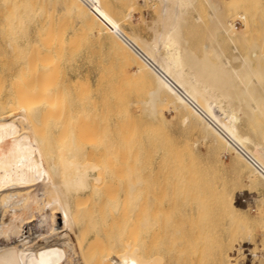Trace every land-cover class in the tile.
I'll return each mask as SVG.
<instances>
[{
	"label": "bare ground",
	"instance_id": "6f19581e",
	"mask_svg": "<svg viewBox=\"0 0 264 264\" xmlns=\"http://www.w3.org/2000/svg\"><path fill=\"white\" fill-rule=\"evenodd\" d=\"M64 1L57 21L54 0H0V206L7 203L19 212V233L10 236L0 210V264H63L58 261L66 253L63 246L73 244L67 228L76 235L83 264H181L190 243L215 228L206 218L212 207L227 212L225 228L233 226L226 229L220 258L225 254L229 264H257L255 249L247 252L253 254L249 263L229 254L249 241L250 201L245 205L218 188L217 199L209 202L200 187L206 167L193 147L187 151L172 142L163 116V110L172 109L186 130L198 132L196 142L208 141L213 156L217 148L231 152L252 183L264 186V56L258 50L261 41L250 39L249 23L237 28L224 14V0H204L205 40L195 48L185 30L198 0H158L149 38L106 14L93 19L85 0ZM193 18L203 21L197 11ZM104 41L117 61L114 75L100 71L95 85L79 76L72 81L60 76L66 54H75L83 43ZM242 43L248 46L245 53L239 51ZM131 64L136 70H128ZM51 123L58 130L51 137L57 145L49 139ZM77 158L85 163L63 171L62 163H79ZM146 169L153 175L149 170L144 175ZM143 189L153 190L145 249L131 234L133 198ZM87 198L97 199L103 219L91 213L93 218L80 219L74 208ZM118 198L124 200V211L118 209L124 213L122 227L119 216L110 217L106 209L111 203L117 209ZM251 199L260 211L257 196ZM139 201L134 207L143 209ZM179 205L197 218V223L190 219L196 227L183 241H177L180 229L161 220ZM164 233L170 235L169 247L159 241Z\"/></svg>",
	"mask_w": 264,
	"mask_h": 264
},
{
	"label": "rangeland",
	"instance_id": "374dc122",
	"mask_svg": "<svg viewBox=\"0 0 264 264\" xmlns=\"http://www.w3.org/2000/svg\"><path fill=\"white\" fill-rule=\"evenodd\" d=\"M54 1H55V9H54L55 12L53 11V13H54V17H56V20H57V19H59V12H61L62 9H64V7H66V5H65L64 0H54ZM90 1L92 2V6L88 5V7L91 10V14L93 16V19L97 20V18L99 16H101L102 14H106L113 21L127 22V24H126V28L128 27L127 29L133 28L134 30L139 32L141 35L148 37V38L151 37V35H152L151 26L153 25L154 20L157 16L156 14H157L158 0H90ZM222 2H223V0H222ZM48 5H50V3ZM223 5H224L225 16L230 21L234 22V24L237 28L243 27L244 21H247L249 23L250 33L252 34V35L250 34L251 35L250 39L253 41L254 40L261 41L260 42V45H261L260 48L261 49H258V50L264 56V51H263V49H264V0H224V2L222 3V6ZM195 10L197 11L198 14H200L202 16V18H203L202 22L201 21L196 22L194 20L193 16L196 14ZM195 10L192 11V13L189 17V23H190L189 25L191 26V28H189L190 26L188 27V25L186 26L185 35L188 38L189 45L197 48L198 44H199V46H201L202 41L205 40V39H203L205 37V30H206L205 24L208 22L207 5H206L205 1L204 0H198L195 4ZM64 15L71 20L73 19V21H74V22L72 21L73 23H79V21H80L77 17L74 16V14L69 13L68 11H66ZM57 16H58V18H57ZM69 29H70V31H68ZM71 29H72V27H70V26H69V28H67V31H68L67 33L69 35L71 34ZM82 45L83 46H81L78 49V51L75 52V54L74 53L71 55L66 54V58L64 57L65 58L64 61H61L62 66H61V70H60V76H62V74H63L64 78L65 79L70 78L71 79L70 81H72L74 78L79 76V77H82L83 79H85V78H86V80L88 79L89 83H91L92 85H95V82L97 80V76H98L100 71L103 70L105 75H107V76L108 75H114L115 72H117V68H118L117 67V61L112 60L108 42L104 41V42H101L99 44H95L94 46H90V47L86 46L85 43H83ZM247 48H248V46L246 44L242 43L239 51L242 53H245L247 51ZM229 54L231 55L233 53H229ZM111 61H112V64H109V63H111ZM263 62L264 61H262V64H264ZM131 65H133V66H128V70L129 71L136 70L135 64H131ZM81 86L83 89V87H84L83 84ZM78 89H79V87H78ZM80 89H81V87H80ZM81 91H83V90H81ZM132 108H133L132 110L135 111L134 107H132ZM163 111H164L163 116L165 119V126H166L165 129L169 133L170 139L172 140V142H174L180 148L183 147L187 151L193 147L196 158L206 167V169L204 171L206 173H208V175L206 176V178H204V180L203 179L200 180V185H201L200 187H203L204 195L206 196V194H207V198L209 199V202L215 201L214 198L217 199L216 196H217L218 188H219V190L225 189V191L229 197L236 198V200H238V201L240 200L245 205L247 202L250 201L249 209H247V211H246L248 214L247 219L249 222L251 221L250 222L251 232L249 234V239H248L249 241L243 242L242 246L235 245L229 251V254L231 256L233 255V257L235 256L239 262L245 261V262L249 263L252 259L250 260L247 258L253 257V254H251L252 256H250V254H248L247 252L252 251V250L254 252V249H255V253H256L255 258L259 259L257 264H264V223L262 225L261 221L259 220L261 218L262 222H264V186L261 185L260 183H258L257 181H256V183H252V178L249 177L250 174L248 173V171L245 170L244 168H242V166L236 165L233 163V155L231 152L230 153L223 152L220 148H217L216 156H213V152L211 151V147H210V144L208 141H203V142L197 141L196 142V139L199 137V134L197 131L192 132V131L186 130L185 123L179 119L178 115L172 109L163 110ZM54 124L55 123H51L49 125V127H52V128H49L50 132H48V133L52 134V132H53L52 135L49 134V139L52 140L51 144L57 145L56 142L58 143V141L55 142V140H53L54 136H56V134H55L56 131L58 132V130L55 128ZM259 133L260 132L258 131L256 134H259ZM51 137H53V139ZM204 143H206V144H204ZM185 146H187L188 149ZM77 159L79 161V158H77ZM80 159L81 160L79 161V163H77V161H76L74 163H69L67 166L64 163H62L63 171L68 172V170H70L71 168L74 169V168H77L78 166L79 167L82 166V164H84L85 161H84V163H81V162H83V160H86V159H83V158H80ZM155 166H156V162L154 161L153 167H155ZM68 167H70V168H68ZM150 169H152V168H150ZM150 169L144 170L143 173L145 171L149 170L153 175V170H150ZM209 174H211L212 176ZM144 175H145V173H144ZM152 175L150 177H152ZM239 176H241V177H239ZM152 180L153 179H151V181ZM220 185H223V186H220ZM207 187H209V189ZM221 187H223V188H221ZM212 189L214 190V192L212 191ZM143 190H141L142 195L140 194L138 199L133 198V203L135 202V204H133V208H132V210H133V223H132L133 231H131V234H132V239L134 237L133 241L135 243H138L141 239V241H140L141 244L144 245L146 243L145 245H148L149 239H150V237H149L150 230L149 229H151L150 225L152 226V223H153V221H152L153 214L151 213L152 217L150 214V212H151L150 198L153 197V195H152L153 192L151 194L150 191H153V190H150L149 192L146 191L145 189H143ZM253 195L257 196L259 206H260V211L257 210L256 203L254 202V200L251 199L252 197H254ZM261 197H262V200H261ZM140 198H141L140 201H142V202H143L142 198L145 199V202L147 201V203L144 204L145 208H144L143 204H141L142 202L139 201ZM176 198H178V197H176ZM78 199H80V198H78ZM78 199H76V200H78ZM81 199H84V198H81ZM87 199H89V198H87ZM121 200L122 201H120V199H119L120 203L118 202L119 203L118 205H117V202H115L114 205H116V207H117V209L115 208L116 210L113 207V203H111L112 205L110 204L111 206L109 205L111 208L110 211L112 213L109 211V209H110L109 206L106 207L107 215H109L111 217L112 214H115L114 217H116V219H117V216H119L118 218L121 219V221H120L121 223L119 222L120 224H118L119 225L118 227H122V220H123L122 218H124V215H123L124 213L123 212L121 213L120 210H118L120 208V209H122V211H124V200H123V198H121ZM83 201L81 200L79 202V200H78V208H77L78 210H76L77 205H75L76 207L74 208V211L76 213L78 211V215L81 217L80 218L77 215L78 218L82 219L84 217L83 219L88 220L89 218H93V216L99 217V215L97 214L98 211L96 208L98 206L97 199L96 198H93V199L90 198L89 200H86L87 201L86 203L84 202L85 204H82ZM138 201H139L141 208H143V209H140L139 207L138 208L134 207L136 205V203H138ZM95 202H96V204H95ZM145 202H143V203H145ZM93 204H95V205H93ZM6 205H8V204L7 203L4 204L3 207L0 206L1 212L2 213L4 212L3 213L4 217L7 219V221L4 224V231L6 232V234L8 233L7 235L14 236L15 234L17 235V233H19L18 228H17L18 225L16 224L19 212H16V210L14 212V209L11 208L12 207L11 205H8L7 207H6ZM89 205L90 206L92 205V207H90ZM82 206H84V208L86 206L85 209L88 212L85 209H82ZM87 206H89V208H87ZM101 206H103V205H101ZM136 206H138V205H136ZM8 207H10V209ZM94 208L96 210H94ZM100 208L104 209L102 207H100ZM89 209L90 210L92 209L91 212H89ZM137 209L138 210L140 209L139 212H137L138 211ZM144 209H145V211H144ZM58 210L60 212V209H58ZM80 210H81L82 214H80L81 213V212H79ZM141 210L143 212H141ZM84 211H86V213H84ZM222 211L220 209H215L214 207H212L209 210V212L207 213L208 217L206 216V218H207V221H208V218L210 220L208 222V224L213 222L212 224H214L215 228H212L211 230L208 231V233H207L208 236L206 235L207 238H205L201 235V237L199 239H197V241L191 240L193 242V243L191 242L192 246H190L191 243L189 242L190 245L188 246V248H189L188 252L186 251L187 249L184 251L186 253V255L184 254V257L182 256L183 254H181V256H182V260H180L181 264H229V262H227L228 261L227 255L224 254L223 257H221V258L219 256V251H222V249H223L222 248L223 243H224L223 241L225 240L226 235L229 233V230L226 233V229L231 227V225L229 227V224H228L226 226L228 228H225L224 224L227 222L228 219H230V217L227 219L226 218V217H228V215L226 214L227 212L224 213L225 212L224 211L223 213H221ZM94 212H96V213H94ZM134 212H136L135 215H134ZM144 212L147 215V222L145 219L146 215L144 214ZM184 212L185 211H184V208L182 207V205H179L176 207V209L170 210L169 214H168V212L167 213L164 212L165 214H163V216L166 215L168 217L164 216L165 218L164 217L161 218V220L163 219L162 222L164 221V224H167V225L169 224V226L174 225L178 229H180V232L177 234L178 235L177 241H180L179 239L184 237L181 239L183 241L186 238V235L190 234V232H191L190 230L195 229L196 223H197V218H195V216L190 217V216L186 215ZM83 213L85 215H83ZM90 213H91V215L93 214V216H90ZM117 213H118V215H117ZM119 213H121V217H120ZM95 214H96V216H95ZM170 214H172V215H170ZM59 215H60V213H59ZM88 215H89V217H88ZM139 215H141V216H139ZM144 215H145V218L143 219ZM225 215H226V217H225ZM12 216H13V218H12ZM209 216H211V218ZM15 217H17V218H15ZM103 217H105V215H103ZM103 217L100 216L99 218L103 219ZM136 218H138V220ZM194 218L196 219V223L194 221L195 220ZM141 219H142V222H141ZM190 219H194V220L190 221ZM221 219H224V220H221ZM136 220H137V222L140 221L139 224L136 223ZM199 220H200V218H199ZM149 221L152 223H148ZM175 221H177V223ZM108 222L110 223L111 219H109L107 221V224H108ZM6 223H7V226H5ZM215 223H216V225H215ZM221 223H223V224H221ZM110 224H108V225H110ZM61 225H62V222H61ZM261 225H262V227H261ZM7 227H9V230ZM232 228H233V226L231 227V229ZM15 231H17V232H15ZM10 232H11V234H10ZM66 232L68 233L71 241H73V244L71 247L63 246L66 253L60 254L58 261L63 262V264H83L82 263V256H81V253L79 250V246L76 243V237H75L76 235L73 233V230L70 228H67ZM145 232H146V234H145ZM164 235H165V237L164 236L160 237L159 241L161 243H164L167 247H169L171 244L170 235H167L165 233H164ZM201 238H202V242L200 241ZM42 241H43V239L40 240V242H42ZM144 241H145V243H144ZM221 244H222V247H221ZM145 245L142 246V247H144V249L147 247ZM245 247H247V248L249 247L250 250H248V249L246 250ZM251 247H253V249ZM201 250H202V253H201ZM224 250L225 249H223V251L221 253H223ZM238 251H239V253H238ZM240 251H241V253H240ZM238 256L240 259H238ZM242 257H244L245 259Z\"/></svg>",
	"mask_w": 264,
	"mask_h": 264
},
{
	"label": "built area",
	"instance_id": "2783aa9c",
	"mask_svg": "<svg viewBox=\"0 0 264 264\" xmlns=\"http://www.w3.org/2000/svg\"><path fill=\"white\" fill-rule=\"evenodd\" d=\"M89 6H92V2L90 0H85Z\"/></svg>",
	"mask_w": 264,
	"mask_h": 264
}]
</instances>
